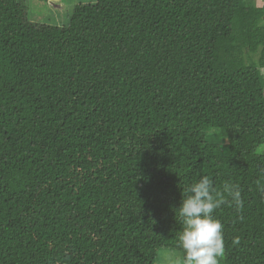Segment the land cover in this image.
Wrapping results in <instances>:
<instances>
[{"label":"trees","instance_id":"trees-1","mask_svg":"<svg viewBox=\"0 0 264 264\" xmlns=\"http://www.w3.org/2000/svg\"><path fill=\"white\" fill-rule=\"evenodd\" d=\"M263 21L252 0H95L56 26L0 0V264L183 253L204 175L244 201L213 213L221 264H264Z\"/></svg>","mask_w":264,"mask_h":264},{"label":"clouds","instance_id":"clouds-1","mask_svg":"<svg viewBox=\"0 0 264 264\" xmlns=\"http://www.w3.org/2000/svg\"><path fill=\"white\" fill-rule=\"evenodd\" d=\"M260 190L264 194V187ZM226 202L237 212L244 206L235 185L225 183L217 190L206 175L185 189V197L176 208L181 226L177 247L183 251V264H220L225 253L224 225L213 213ZM232 243L238 245L240 238L234 237Z\"/></svg>","mask_w":264,"mask_h":264},{"label":"rangeland","instance_id":"rangeland-1","mask_svg":"<svg viewBox=\"0 0 264 264\" xmlns=\"http://www.w3.org/2000/svg\"><path fill=\"white\" fill-rule=\"evenodd\" d=\"M26 16L29 21L48 25L63 26L74 5L78 3H94L95 0H24ZM256 5H262L264 0H252ZM264 24V21H263ZM217 130H214L216 132ZM264 153V143L258 148ZM223 257L220 259V264ZM155 264H183V253L178 250L160 248Z\"/></svg>","mask_w":264,"mask_h":264}]
</instances>
